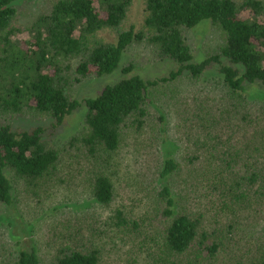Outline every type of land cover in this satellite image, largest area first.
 Masks as SVG:
<instances>
[{"label":"trees","instance_id":"16d2710c","mask_svg":"<svg viewBox=\"0 0 264 264\" xmlns=\"http://www.w3.org/2000/svg\"><path fill=\"white\" fill-rule=\"evenodd\" d=\"M18 1L0 0V212L14 205V179L31 192L67 187L89 160L95 163L89 195L111 206L116 186L98 165H110L122 145L131 147L135 166L127 172L134 170L131 185L141 191L133 189V202L121 199L99 222L93 219L97 209L72 215L49 256L22 244L11 250L10 264H223L230 253L235 264H264V101L246 94L252 85H264V0H144L139 29L126 21L133 0H48L29 26L18 22ZM203 20L221 31L222 40L215 53L198 61L188 35ZM102 30L115 40L102 38ZM133 45L150 48L153 61L169 59L176 69L153 79L133 74L84 98V124L63 145L45 139L41 126L13 129L16 116L61 123L81 106L75 87L117 70ZM212 64L220 74L218 99L206 101L197 91L186 101L181 87L177 98L171 96L174 83L184 76L199 80ZM120 67L128 73L134 63ZM165 102H178L174 111L188 136L186 162L174 155L166 116H153L156 104ZM185 109H193L186 121L196 119L190 128L183 123ZM200 120L218 135V143L206 149L210 132L198 126ZM252 134L257 156L247 152ZM244 144L248 171L229 178L235 157L226 153ZM65 155L79 167L68 162V172L60 173ZM76 169L78 176L72 174ZM252 205L258 221L248 225L240 217ZM252 230L253 242L240 241L241 233Z\"/></svg>","mask_w":264,"mask_h":264},{"label":"rangeland","instance_id":"374dc122","mask_svg":"<svg viewBox=\"0 0 264 264\" xmlns=\"http://www.w3.org/2000/svg\"><path fill=\"white\" fill-rule=\"evenodd\" d=\"M16 4L20 10L18 22L29 26L39 14L46 9L48 0H19ZM143 16L144 0H133L126 19L127 23L133 25L135 29H139L142 26ZM99 35L108 41L115 40L114 34L108 30L100 31ZM23 36L26 37V34H23ZM188 36L191 42L193 56L198 61L215 53L222 40L221 31L213 27L209 20L201 21L189 32ZM152 57L153 54L151 49L144 45H133L129 47L124 52L117 70L110 74L88 78L75 87L74 97L81 102V106L73 111V113L66 116L61 123L57 124L54 119L49 117L35 116L28 118L16 116L12 121L13 129L31 130L37 126H41L44 128L43 137L45 139L51 140L55 144L63 145V143H65L73 133L80 130L84 124V98L95 96L101 92L104 86L117 82L130 75L137 74L144 79H153L167 75L170 70L176 69L177 67V65L169 59L153 61ZM130 62L134 63L133 70L128 73H123L120 66H126ZM222 62L229 64L225 59L222 60ZM217 67V64L210 65L199 80L193 79L191 81L184 76L181 81L174 83L176 87L173 86L174 88H171V96L177 98L178 89L181 87L180 89L185 90L186 101L191 99L193 95H196L197 91L202 93L206 101H211L213 98L218 99L222 94V86L219 83L220 74L218 73ZM246 94L250 99L264 101V85H252V87L247 88ZM181 104L183 105V102H181ZM177 107L178 102L173 105L167 104L166 102L156 104V110L153 116L157 114V112H161L166 116V123L164 122V125H167V128L171 129V139L173 140L172 142L175 143V148H173L174 155L175 157H179V159H185L184 162H186V158L188 159L189 157L186 152L189 146V144H187L188 136L186 135V130L179 125L181 117L175 114ZM192 110L193 109H185V117H183L184 126L188 128L196 121V119L193 122L190 120L186 121V117H192ZM198 126L204 128L206 133L210 132V135L205 140L204 149L218 141V135L216 138L214 137L213 129L209 122L200 120L198 121ZM147 128L150 130L149 121H147ZM143 131L144 130L141 132ZM254 139L255 134H252L245 140L246 143L250 144L247 152L251 156H257L255 150L256 141H254ZM128 141H130V139H128ZM241 141L244 143V132ZM122 144H125V142ZM129 147L130 145H122L121 149L113 155V161H111V164L108 166L107 163H101L100 165L96 163L98 168L111 174V178L118 193V198L115 203L108 207L100 206L96 203L94 198H91V195H89L88 190L91 177L89 169L92 170V167L95 165L91 160L85 161L82 164L79 169L83 168V170L79 176L77 169L72 171V174L75 172L78 177L76 178L75 176L76 180L69 179V186L52 187L47 192L44 188L42 189L43 186L36 188L35 192H31L25 187L23 181L14 179V205L5 207L0 212V264H10L12 254L14 253L13 251L19 249L22 244L33 245L37 248L41 256H49L53 251V240L55 241L60 230L65 229L68 224L67 219L72 215L84 213L82 211L97 209L98 212L96 213L99 216H95L93 219L99 222L103 216L102 214H107L121 199L124 198V201L133 202V199L136 198V193L140 192L141 189L136 185H131L132 178L135 179L134 176H131L135 175L134 170L129 168L127 172L128 165H130V167L135 166L134 162H131L130 159L132 151L131 147ZM244 148L245 144L242 145L240 149L231 150L229 153H231L232 156L226 153L228 159L235 157L233 161H230V167L228 168L229 178L245 174L246 171H248L245 168ZM237 153H239L238 156ZM145 156L146 155H144V157ZM74 160L73 156H63L58 172L64 173L67 170L66 166L68 162L73 164L75 168L79 167L78 163ZM211 162L213 164L216 162L214 155H211ZM182 176H186L185 172L182 173ZM80 178L82 180H79ZM179 180L182 181L183 179L179 178ZM252 195L253 193H251V196ZM241 213V220L248 225H250L254 219L256 222L258 221L257 213H255V207L253 205L242 210ZM252 233L253 230L251 232H245L244 234L241 233L242 237L240 241H251ZM253 241L254 240H252V242ZM3 249H6V253L2 252ZM236 257L237 256H233L232 253L228 254L223 264H235V261H237Z\"/></svg>","mask_w":264,"mask_h":264}]
</instances>
